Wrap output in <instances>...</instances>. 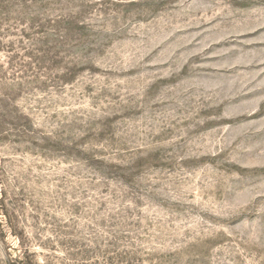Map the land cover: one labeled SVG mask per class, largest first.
<instances>
[{"label": "rangeland", "instance_id": "1", "mask_svg": "<svg viewBox=\"0 0 264 264\" xmlns=\"http://www.w3.org/2000/svg\"><path fill=\"white\" fill-rule=\"evenodd\" d=\"M0 264H264V0H0Z\"/></svg>", "mask_w": 264, "mask_h": 264}]
</instances>
